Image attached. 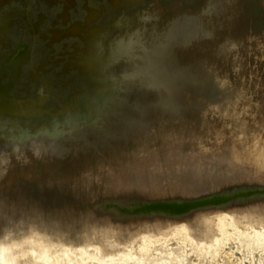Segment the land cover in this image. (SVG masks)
Masks as SVG:
<instances>
[{
	"label": "rangeland",
	"instance_id": "rangeland-1",
	"mask_svg": "<svg viewBox=\"0 0 264 264\" xmlns=\"http://www.w3.org/2000/svg\"><path fill=\"white\" fill-rule=\"evenodd\" d=\"M108 3V0H89L88 3L93 9L104 7L103 16L88 26L100 27L105 34L101 39L102 60L108 53L110 43L123 37L126 32H140L143 40L153 43L176 18L183 15L199 17L212 31V36L210 39L198 40L186 49L175 48L173 52L179 66L186 69L203 63L215 70L221 78L246 84L256 92L261 103L260 111L264 112V0H120L114 7ZM39 4L44 8L38 9ZM217 6L221 8H214ZM61 9V5L48 7L38 0H12L10 7L0 14L1 17L5 13H13L12 20L24 23L22 34L25 38L22 42L37 52L33 63L26 65L24 71L17 75L8 72L5 82L15 81L11 96L33 98L36 95V83H44L51 93L45 108L51 111L59 109L60 104L77 94H84L85 99L102 97L100 100L103 99L105 105L103 108L88 110L89 120L81 123L85 140L66 142L70 151L64 157L37 158L27 153L26 160H18L11 156L10 165L0 179V237L7 232L14 237L20 236L36 227L38 233L52 240L56 241V237L61 236L78 244L85 234H99L101 229L106 228L119 233V241H128L138 232L165 230L169 225L185 223L196 239H200L198 236L203 234L205 227L197 222L213 216L212 212L224 211L238 218L244 216L242 219H247L249 223L264 224V196L252 195L250 188H246L243 195L234 196L232 202L224 206L215 202L210 207L198 205L199 210L182 212L176 201L191 205L201 197L189 196L182 200L178 199V192L182 191L176 187H134L124 182L127 170L147 164L148 159L138 155L139 148L145 146L153 154H159L163 151L165 139L140 141L135 136L119 138L106 135L118 129L121 112L127 110V105L116 94L122 93L123 86L119 82L123 69L130 62L121 60L114 66H108L107 71L104 69L102 73L107 81L100 78L99 72L89 81L74 66L77 61L73 58L74 45L80 49L84 47L80 39H65L64 43L46 48V38L43 40L39 36L25 34L29 30L28 22H36L41 12L47 16L46 24L41 29L44 36L49 37L48 31L51 29H64L66 26L57 24L56 27L55 23L59 21L57 15ZM208 10L210 13L206 14ZM84 16L81 2L78 1L71 22H82ZM229 44L232 50L223 53L224 45ZM3 61H0V68ZM40 62L43 71L34 80L31 69ZM111 79L116 80L113 87L109 84ZM82 108L79 106L80 110ZM215 120L216 126L222 125L220 119ZM45 123L47 120L30 124L22 122L21 125L33 132ZM96 123L103 128L102 137L98 136L100 130L95 126ZM0 143L5 144L4 134L1 133ZM206 188L204 184L198 190ZM238 202L243 206L233 208L232 205ZM198 212L201 214L197 215ZM10 217L15 219L10 220ZM248 222L244 221L243 224ZM227 253L225 251L215 264H234ZM194 259V256L187 257L186 264H194Z\"/></svg>",
	"mask_w": 264,
	"mask_h": 264
},
{
	"label": "bare ground",
	"instance_id": "bare-ground-1",
	"mask_svg": "<svg viewBox=\"0 0 264 264\" xmlns=\"http://www.w3.org/2000/svg\"><path fill=\"white\" fill-rule=\"evenodd\" d=\"M38 1L48 7L61 5L62 9L57 18L63 26L67 24V27L63 31L51 29L49 31V45H54L58 40L65 37H68V39H80L84 47L80 49L74 45L73 58L75 57L74 59L77 60L74 66L78 71L85 74L89 81L97 75V72H99L101 79L103 78L104 81H107L102 71L108 66H114L115 63L113 62L117 59L131 63L127 68L123 69L124 72L128 71L132 67L133 57L137 61L138 59L141 60L142 65L140 67L137 66L136 70H138L137 72H142L145 81H149L150 71H165L168 75L164 74V76H171L172 71L176 70L171 55L172 46L186 49L198 40L210 39L212 36V31L207 27H199V25L194 23V20L198 18L183 15L173 20L171 24L168 23L170 26L161 36L164 43H158V45L156 44L157 46L155 42L147 43L143 40L140 32L127 33L123 30L126 34L110 43L108 53L106 57H103L105 59L102 60L101 39L105 34L99 29L100 27L92 26V28H88V26L97 22L103 16L104 7L99 10L93 9L88 4L89 0ZM78 1L81 2V9L85 16L82 22H71L70 12L76 11ZM95 1L101 2V0ZM119 1L108 0L112 6ZM7 2L8 0H0L2 5H6ZM214 8L218 9L221 7L217 6ZM208 12L210 13V10ZM13 15V13H8L0 18V49L1 40L4 39L6 33L10 31L13 25ZM44 21L43 15L38 16L37 21L29 25L30 33L35 34L37 26H41ZM179 21H182L183 24H180ZM115 26L116 24L112 27L114 28ZM231 47V44L224 45L223 53L229 51ZM31 55L32 51L28 45H17L4 58L5 61L2 62L3 64L0 68V133L4 134L5 137V144L0 143V179L10 165L11 156L18 160H26L27 153H30V155L37 158L45 156L55 158L56 155H64V153L68 152L70 149L65 143L75 140V137L80 135L77 133H79L78 127L81 125L80 119L84 120L83 117H86L84 112H82L85 109V104L91 103L93 105V103L97 102L95 98L85 99L83 97L84 94H77L73 97L71 95L65 103L59 105V109L51 111V109L45 108V104L51 97L49 96L50 91L44 83H36V95L33 98L21 100L16 95L11 96L15 81L5 82L8 72L19 74V67L25 63L29 64ZM41 68L42 63L40 62L31 69V75L34 80L39 78ZM124 72L119 82L121 86H123ZM111 76L113 75L111 74ZM184 79L187 80L188 78L184 77ZM115 82L116 80L111 79L109 84L113 87L116 84ZM212 86L218 87L219 83L213 82ZM79 106L83 107L82 110H79ZM40 120H47V123L40 125L41 127L33 132L21 125L22 122L30 124ZM77 124L78 127L76 126ZM97 125L96 123L95 126ZM202 185L204 184L201 183L197 186L192 184L191 187L179 188L182 192H178L180 193L178 196L186 197L187 199L189 196L194 198L199 195L201 190L199 191L198 189ZM186 190L188 192L184 193ZM227 201L228 199L225 197L223 200L218 197H210L203 201H193L191 205H177L180 206L182 212H186L199 210L197 209L199 206L210 207L215 202L224 206ZM199 214L201 213L198 212L197 215ZM211 215L213 216L197 222V224L205 227L203 234L198 236L200 239H196L185 223L169 225L164 228L165 230L155 229L152 230L153 232H138L129 238L128 241H119L117 237L119 233L104 228L98 232L99 234L95 232L90 235L85 234L78 244H73L61 236H57L56 241L52 240L45 234L38 233L35 230L36 227L15 237L7 232L0 237V264H186L187 257L190 256L195 257L194 264H215V261L225 251L228 252L227 255H229L230 259L235 262L234 264H264L263 223H249L247 219H242L245 218L244 216L238 218L235 214L226 211L224 213L212 212ZM239 219L242 221L239 222ZM244 221L249 224L246 223L244 225ZM171 241L173 243L170 244ZM234 257H236V260H233Z\"/></svg>",
	"mask_w": 264,
	"mask_h": 264
},
{
	"label": "water",
	"instance_id": "water-1",
	"mask_svg": "<svg viewBox=\"0 0 264 264\" xmlns=\"http://www.w3.org/2000/svg\"><path fill=\"white\" fill-rule=\"evenodd\" d=\"M196 18L195 24L206 27ZM158 43H164L162 37L155 41V45ZM175 48L178 47L172 46L171 55L176 70L171 76H164L168 75L165 71H147L150 79L145 81L142 72L136 70L142 65L141 60L135 57L132 67L124 72L122 93L116 96L127 110L121 112L118 129L106 135L135 136L140 141L165 139L159 154L145 146L139 148L138 155L146 157L147 164L127 170L124 182L134 187L181 189L206 184L207 188L195 196L201 197L196 201L225 197L231 203V196L242 195L246 188L253 191L252 195L264 196V112L260 111L256 92L246 84L221 78L203 63L182 69L175 58ZM119 60L113 63L118 64ZM213 82L219 86H212ZM96 99L93 105L85 104L82 112L86 117L80 119L81 123L89 119L88 110L104 107L105 101ZM215 119H220L222 125L216 126ZM97 127L98 136L102 137L103 128ZM78 132L75 139L85 140L81 125ZM69 151L56 157H64ZM242 206L239 202L232 205Z\"/></svg>",
	"mask_w": 264,
	"mask_h": 264
},
{
	"label": "flooded vegetation",
	"instance_id": "flooded-vegetation-1",
	"mask_svg": "<svg viewBox=\"0 0 264 264\" xmlns=\"http://www.w3.org/2000/svg\"><path fill=\"white\" fill-rule=\"evenodd\" d=\"M11 1L12 0H8V2H7V4L6 5H2L1 3H0V11L1 10H7V8L8 7H10V4H11ZM43 4V3H42ZM45 5V4H44ZM42 8H44L43 6H41V4H39V7H38V9H42ZM72 13L73 12H70V16L69 17H71L72 18ZM8 14V13H7ZM40 15H43V17L45 18V21H44V23L41 25V26H37V29H36V33L35 34H31V33H29V30H26V35L27 36H31V37H36V36H39V38H41V39H45V40H47V42H46V48H53L54 46H55V44L54 45H49V37L47 36H44L43 34H42V32H41V29L43 28V26L46 24V19H47V16L43 13V12H41V13H39L38 14V16H40ZM58 16V15H57ZM22 17H25V15L24 16H22ZM37 21V20H36ZM13 22H14V24H13V26H12V29L10 30V32L5 36V38L3 39V40H1V49H0V61L2 60H4V57L5 56H8L9 55V53H10V51L11 50H13L17 45H21V44H23V40H24V38H25V35L24 34H22V31H24V23L20 20H13ZM28 23H33V22H28ZM55 23H56V25L58 24V25H60L61 27H64V26H66L67 27V24L66 25H62L61 24V22L60 21H55ZM26 27V26H25ZM66 27L64 28V29H66ZM28 28V27H27ZM64 29H60L61 31H63ZM50 31V30H49ZM49 31H48V33H49ZM26 36V37H27ZM28 38V37H27ZM65 39H68V37H65V38H61L60 40H58L56 43H58V44H60V43H62L63 42V40H65ZM25 42V41H24ZM64 43V42H63ZM29 47V46H28ZM30 48V50L32 51V55H31V60H30V62H29V64H27V63H25V64H22L20 67H19V70L18 71H24L25 70V66L26 65H31L32 63H33V61H34V58H36V51L34 50L35 48H33V47H29ZM53 50H55V48L53 49ZM51 52H53V51H51ZM39 64V63H38ZM37 64H34V66L32 67V69L36 66ZM41 71H43V67L40 69Z\"/></svg>",
	"mask_w": 264,
	"mask_h": 264
},
{
	"label": "crops",
	"instance_id": "crops-1",
	"mask_svg": "<svg viewBox=\"0 0 264 264\" xmlns=\"http://www.w3.org/2000/svg\"><path fill=\"white\" fill-rule=\"evenodd\" d=\"M4 11H5V10H4ZM4 11L1 10V11H0V14H2ZM4 15H6V13H5ZM4 15H3V16H4ZM3 16H1L0 18H2Z\"/></svg>",
	"mask_w": 264,
	"mask_h": 264
}]
</instances>
